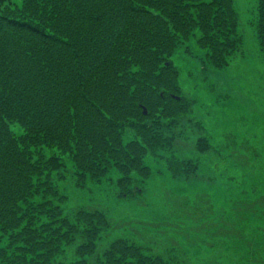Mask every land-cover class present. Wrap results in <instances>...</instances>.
Listing matches in <instances>:
<instances>
[{
  "label": "trees",
  "instance_id": "trees-1",
  "mask_svg": "<svg viewBox=\"0 0 264 264\" xmlns=\"http://www.w3.org/2000/svg\"><path fill=\"white\" fill-rule=\"evenodd\" d=\"M191 36L210 63H226L240 43L232 0H0V264L151 263L128 238L98 251L111 221L96 207L63 214L48 198L58 196L52 172L69 158L83 185L113 170L117 195L134 198L147 159L192 171L174 148L193 99L180 95L173 60Z\"/></svg>",
  "mask_w": 264,
  "mask_h": 264
},
{
  "label": "rangeland",
  "instance_id": "rangeland-1",
  "mask_svg": "<svg viewBox=\"0 0 264 264\" xmlns=\"http://www.w3.org/2000/svg\"><path fill=\"white\" fill-rule=\"evenodd\" d=\"M259 2L232 0L240 43L226 63L216 65L205 58L195 38L199 31L173 55L180 95L193 99L174 148L176 155L192 159V171L173 173L164 156L147 159L151 173L144 179L142 194L134 198L117 195L113 170L101 181L83 185L77 184L69 158L65 168L52 172L58 196L48 198L63 214L74 219L75 210L96 207L111 221L100 232L98 251L122 237L142 246L151 259L148 264H264V50L258 32ZM202 134L210 147L199 151L195 140ZM63 171L66 175L59 178ZM79 241L77 236L76 242L64 246L68 261L77 258Z\"/></svg>",
  "mask_w": 264,
  "mask_h": 264
}]
</instances>
